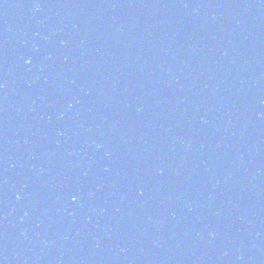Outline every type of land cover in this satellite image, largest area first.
Masks as SVG:
<instances>
[{
  "label": "water",
  "instance_id": "1",
  "mask_svg": "<svg viewBox=\"0 0 264 264\" xmlns=\"http://www.w3.org/2000/svg\"><path fill=\"white\" fill-rule=\"evenodd\" d=\"M0 264H264V0H0Z\"/></svg>",
  "mask_w": 264,
  "mask_h": 264
},
{
  "label": "snow or ice",
  "instance_id": "2",
  "mask_svg": "<svg viewBox=\"0 0 264 264\" xmlns=\"http://www.w3.org/2000/svg\"><path fill=\"white\" fill-rule=\"evenodd\" d=\"M74 199H75V197H74Z\"/></svg>",
  "mask_w": 264,
  "mask_h": 264
}]
</instances>
